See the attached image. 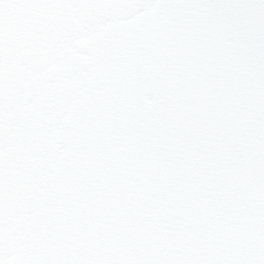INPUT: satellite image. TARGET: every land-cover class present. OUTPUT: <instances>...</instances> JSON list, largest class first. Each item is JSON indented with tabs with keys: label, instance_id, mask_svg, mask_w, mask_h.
<instances>
[{
	"label": "snow or ice",
	"instance_id": "obj_1",
	"mask_svg": "<svg viewBox=\"0 0 264 264\" xmlns=\"http://www.w3.org/2000/svg\"><path fill=\"white\" fill-rule=\"evenodd\" d=\"M0 264H264V0H0Z\"/></svg>",
	"mask_w": 264,
	"mask_h": 264
}]
</instances>
